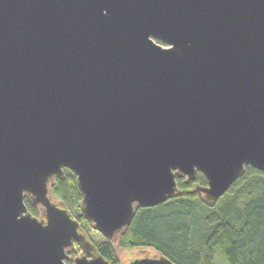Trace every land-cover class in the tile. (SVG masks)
I'll return each mask as SVG.
<instances>
[{
    "label": "water",
    "instance_id": "95a60500",
    "mask_svg": "<svg viewBox=\"0 0 264 264\" xmlns=\"http://www.w3.org/2000/svg\"><path fill=\"white\" fill-rule=\"evenodd\" d=\"M247 167L264 173V0H0V264H111L52 195L65 170L117 245L179 179L203 174L214 208Z\"/></svg>",
    "mask_w": 264,
    "mask_h": 264
},
{
    "label": "trees",
    "instance_id": "16d2710c",
    "mask_svg": "<svg viewBox=\"0 0 264 264\" xmlns=\"http://www.w3.org/2000/svg\"><path fill=\"white\" fill-rule=\"evenodd\" d=\"M178 183L180 197L137 211L117 243L119 248H151L175 264H264V173L247 167L245 176L214 208L205 205L195 190L196 185H207L203 174L198 173L196 182L179 179ZM189 187L193 193H186ZM52 195L66 204L75 219H84L72 213L71 202L76 201L80 208L82 201L72 172L65 170V179L52 186ZM26 205L34 216L40 214L28 200ZM117 245L105 240L96 246L111 264H118Z\"/></svg>",
    "mask_w": 264,
    "mask_h": 264
},
{
    "label": "rangeland",
    "instance_id": "374dc122",
    "mask_svg": "<svg viewBox=\"0 0 264 264\" xmlns=\"http://www.w3.org/2000/svg\"><path fill=\"white\" fill-rule=\"evenodd\" d=\"M238 189L239 188L234 189L233 193L231 194V196H235L236 193L239 191ZM185 190H186V193H193L194 189L192 187H189V188H187ZM55 194H57V192H55ZM57 196H58V194H57ZM71 207H72V213L74 215H76V216H81L82 215V212H81V210H80V208L78 206V203L76 201H75V203H74V200L71 202ZM36 217H40V214L38 213ZM80 222H81V226L87 231L91 241L95 245L99 246L100 244L105 242V238L100 233H98L97 231L93 230L87 220L82 219V221H80ZM144 249H149L150 250L151 248H144ZM116 250H117V256L120 259V263H118V264H121V261L125 260L127 257L134 256L135 253H137L139 251V249L122 250L121 248L118 247V245L116 246Z\"/></svg>",
    "mask_w": 264,
    "mask_h": 264
},
{
    "label": "flooded vegetation",
    "instance_id": "af4514ba",
    "mask_svg": "<svg viewBox=\"0 0 264 264\" xmlns=\"http://www.w3.org/2000/svg\"><path fill=\"white\" fill-rule=\"evenodd\" d=\"M58 179H56V181H57ZM55 181V182H56ZM76 247H77V249L79 250V253H81V250H80V248H79V246L78 245H76Z\"/></svg>",
    "mask_w": 264,
    "mask_h": 264
}]
</instances>
